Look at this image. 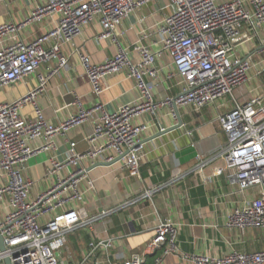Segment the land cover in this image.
Segmentation results:
<instances>
[{
	"label": "built area",
	"instance_id": "2783aa9c",
	"mask_svg": "<svg viewBox=\"0 0 264 264\" xmlns=\"http://www.w3.org/2000/svg\"><path fill=\"white\" fill-rule=\"evenodd\" d=\"M159 1L165 14L154 26L142 29L133 43L117 45L116 53L99 63L79 53L93 95L103 92L106 76L121 72L135 81L140 94L113 111L99 101L83 106L76 96L72 103L75 113L58 124L46 119L36 100L49 80L67 66L63 46L93 22L101 27L97 39L118 43L117 26L130 14ZM53 16L57 19L46 31L28 41L18 37L22 29ZM263 30L264 0H47L35 5L22 21L1 23L0 90L30 75H36L37 84L14 100L0 99V264H6L5 259L10 264H68L62 253L71 232L94 225L109 214L104 210L95 217L82 218L73 206L84 196L80 184L85 169L80 162L111 163L120 158L128 175L136 177L144 153L142 134L148 128L136 120L162 108L177 118L180 108L200 111L220 103L223 110L216 115V122L225 141L209 155H199L197 168L221 159L223 165L217 173L225 174L240 196L227 214L225 226L241 234L247 229L264 232ZM253 38L259 41L253 52V56H261L259 61L253 60L252 54H236L240 40ZM164 56L171 67L166 78L173 81L177 92L155 99L156 64ZM251 82L256 84L254 92L247 90ZM27 104L33 106L32 117L22 114ZM86 121L93 125L86 139L94 148L78 155L75 142H71L64 160L52 155L49 174L53 181L32 196L33 181L22 174L28 159L40 151L54 150L55 137ZM164 132L167 128L161 126L159 133ZM151 196L150 190L142 195L144 199ZM176 237V222L161 219L144 249L122 264H144L147 255L157 249L160 258L173 253ZM112 245L110 237L92 239L80 259L70 264H113L108 255L99 257ZM185 257L189 264H264V247L232 249L218 257Z\"/></svg>",
	"mask_w": 264,
	"mask_h": 264
},
{
	"label": "crops",
	"instance_id": "0c3cea01",
	"mask_svg": "<svg viewBox=\"0 0 264 264\" xmlns=\"http://www.w3.org/2000/svg\"><path fill=\"white\" fill-rule=\"evenodd\" d=\"M46 1L0 0V24L20 22L35 5ZM162 5V1L149 4L123 20L115 29L118 43L111 39H97L101 27L93 22L70 44L64 45L62 53L68 57L67 66L49 80L44 93L36 100L45 118L54 124L61 123L76 112L72 104L76 96L83 106L99 101L108 111L135 99L140 94L139 90L135 81L127 78L124 72L106 76L102 80L103 92L99 96L93 95L79 53L88 55L93 63L103 61L116 53L117 45L133 43L142 29L154 26L165 14V10L160 9ZM56 19L57 16H53L26 27L18 32V37L24 41L31 40L46 31ZM258 45V39L240 40L236 45V54L239 57L253 56ZM261 59L260 55L253 56L255 61ZM156 65L159 74L153 81V97L160 99L166 94L176 93L173 81L166 78L171 68L169 58L162 57ZM40 70L44 71V67ZM36 84V75H30L23 82L1 89L0 99L14 100ZM255 85L249 83L247 90L254 92ZM222 110L219 102L200 111L185 107L180 108L177 118H174L168 108H162L155 115L136 120L148 126L142 134L144 153L136 177L128 175L121 161L103 165L82 160L79 166L84 167L85 177L80 188L84 196L80 203L73 206L80 211L82 218L95 217L104 210L109 214L94 225L71 232L62 253L63 259L69 260L68 264L76 262L88 249L90 240L110 237L113 245L107 254L100 253L99 257L104 259L108 255L113 264H122L132 253L144 249L152 239L158 221L165 218L177 224L176 249L162 258L160 249H157L147 255L144 264H189L185 255L218 257L232 249L254 251L264 247V232L247 229L241 234L225 226L226 216L240 196L226 175L217 173L223 161L214 159L204 168H197L199 155H209L225 141L216 122V115ZM33 111V106L27 104L22 114L32 117ZM178 120L182 122L181 126L173 128ZM92 126L91 121H86L70 128L55 137L54 150L40 151L28 159L22 174L33 181L32 196L53 181L49 174L52 155L59 161L64 160L71 142H75L74 152L78 155L94 148L86 139ZM161 126L168 131L152 139ZM146 190L152 191L151 199L142 197Z\"/></svg>",
	"mask_w": 264,
	"mask_h": 264
},
{
	"label": "water",
	"instance_id": "95a60500",
	"mask_svg": "<svg viewBox=\"0 0 264 264\" xmlns=\"http://www.w3.org/2000/svg\"><path fill=\"white\" fill-rule=\"evenodd\" d=\"M181 124H182V122H181L180 120H178L177 125H175L173 128L179 127ZM167 131H168V130H167ZM161 134H163V133H158V134L154 135V136L151 137V138H152V139H153V138H156V137L160 136ZM119 159H120V158H117V159H115V160H114L113 162H111V163H99V164L109 165V164H112V163H114V162H117ZM0 248H1V249L3 248V244H2V238H1V236H0ZM5 263H6V264H10L8 259H5Z\"/></svg>",
	"mask_w": 264,
	"mask_h": 264
},
{
	"label": "rangeland",
	"instance_id": "374dc122",
	"mask_svg": "<svg viewBox=\"0 0 264 264\" xmlns=\"http://www.w3.org/2000/svg\"><path fill=\"white\" fill-rule=\"evenodd\" d=\"M258 231V233H259V230H257ZM68 262V261H67Z\"/></svg>",
	"mask_w": 264,
	"mask_h": 264
}]
</instances>
